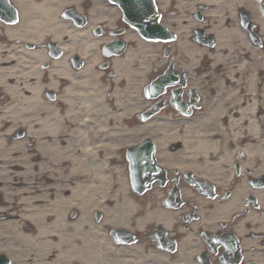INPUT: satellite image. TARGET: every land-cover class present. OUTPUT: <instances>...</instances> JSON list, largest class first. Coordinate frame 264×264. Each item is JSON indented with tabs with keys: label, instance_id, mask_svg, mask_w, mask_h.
<instances>
[{
	"label": "bare ground",
	"instance_id": "obj_1",
	"mask_svg": "<svg viewBox=\"0 0 264 264\" xmlns=\"http://www.w3.org/2000/svg\"><path fill=\"white\" fill-rule=\"evenodd\" d=\"M14 1L19 8L20 21L14 26L4 27L7 36L33 42H40L43 36L59 39L60 33L69 26L67 22L59 20L57 11L68 3L77 6L81 3V0ZM201 1L210 3L212 0ZM96 2L91 8V13L95 15L99 13ZM111 16L114 17V14L111 13ZM180 31L178 54L174 62L176 66L187 69L186 87L203 90L215 81L213 95L207 96L203 92L204 108L194 115L180 114L179 110L172 109L160 113L152 121H137L132 127L122 125L133 122L135 113L150 106L151 101L144 96L142 89L165 66L162 43L144 41L134 30L127 31L125 37L133 42V46L112 61L116 77L112 79L115 99L111 110V105L103 96L107 89V84H103L106 77L101 75L98 65H94L97 61L95 58H91L77 73L65 64L67 56L56 60L53 65L55 72H52L47 86L34 73L21 69L20 63H1L0 86L11 94L12 99L10 102L0 101V252L9 255L11 264H72L74 258H81L85 251L83 225L89 210L98 206L96 198L105 191L104 186L108 182L100 171L101 162L94 160L93 152H88L91 143L101 139L113 141L118 136L127 144L144 136L154 137L157 154L161 155L160 162L175 161L182 170L196 172L208 169L207 166L216 160L213 155L219 154V140H225L230 130L234 141L244 134L255 140L260 139L259 145H246L245 152L254 156L244 164L254 167V173L263 170L264 47L252 49L253 44L243 39L242 45L248 49L251 60L248 62L246 58L237 62L235 52L238 49L229 53L221 49L224 44L230 48L233 42L228 31L224 34L214 31L216 45L212 48L188 42ZM82 43L73 41L79 46ZM91 45L86 43V51H95ZM205 53L212 56L210 69L213 76L206 78L207 75H202L197 79L194 72H205L197 70L196 66L198 58ZM29 54L31 59L44 58L41 50H31ZM219 62H227L226 69L218 66ZM247 67L252 71L248 76H241L240 73L243 74ZM223 72L229 77L228 81L220 80ZM64 75H68V78L77 76L79 88H83L86 95L79 96L80 90L75 93L74 86L69 84L56 101H45L41 93L43 86L44 90L57 88L55 78ZM32 76L36 79H31ZM87 120L90 125L84 129L82 125ZM111 122L113 127L107 125ZM224 123L228 126H224ZM20 124L27 129L25 138L11 133ZM103 125H107L104 127L110 129L109 133L100 131ZM88 128L97 131L90 134ZM121 130L123 133L126 131L127 135H123ZM33 137L37 140V150L42 155L48 153L51 156L49 161L43 159L38 163L29 157L31 155L25 150L28 149V140ZM8 138L10 141L6 142ZM170 144H180V149L171 151L168 148ZM76 147L80 148L81 153L75 154ZM15 151L19 156L10 158ZM220 159L225 160L223 157ZM46 167H51V171L45 173ZM208 172L209 179L218 180L221 176L218 172ZM246 181L243 178L227 203L213 206V213H203V223L212 226L222 218L219 214H229L239 208L241 198L250 189ZM116 191L112 197L121 205L120 208L125 204L131 205L121 177ZM253 192L264 206V188ZM183 194L189 196V190H184ZM199 200L205 202L202 198ZM75 206L80 207L79 215L70 219L67 214ZM201 207L205 209L203 205ZM246 221H255L264 226V220L260 221L254 212H249L238 224Z\"/></svg>",
	"mask_w": 264,
	"mask_h": 264
},
{
	"label": "flooded vegetation",
	"instance_id": "obj_2",
	"mask_svg": "<svg viewBox=\"0 0 264 264\" xmlns=\"http://www.w3.org/2000/svg\"><path fill=\"white\" fill-rule=\"evenodd\" d=\"M168 5L177 7L174 0H170ZM181 7L183 11L190 13L183 21L190 19L188 28L193 35L199 30L212 35L215 30L228 31L230 35H238L236 38L239 39L250 32H264V0H260V10L252 0H212L210 3L184 0ZM190 7L192 10H189ZM64 11L65 8L61 9L59 15ZM212 40L214 41L213 36ZM0 47L3 64L13 65L18 59L22 67H29L24 71L39 76L46 86L52 72H55L54 62L63 59L65 54L52 37L43 36L40 42L11 40L2 28ZM12 47L16 49L11 55L5 53ZM38 48H41L44 58L31 59L29 53L31 50H40ZM67 61H64L65 64L72 69L73 58L69 57ZM103 64L110 66L109 59L106 58ZM35 65H42L39 75L33 69ZM107 76L111 74L107 73ZM36 77L30 78L34 80ZM55 80L58 83L57 88L44 90L43 86L41 93L45 100L56 101L58 95H62L64 88L70 84L68 75L56 77ZM107 97L113 98L112 87L107 92ZM0 98L6 100L7 92L1 89ZM135 123L134 118L133 122H125L122 126L132 127ZM107 125L114 126L112 122ZM107 125L100 128L104 134L110 131L104 127ZM88 130L90 134L97 131L95 128ZM21 134L24 136L26 132L19 126L13 135ZM123 135L126 136L127 132ZM144 137L155 143L154 150L152 149L155 164L149 155L139 153L148 152L140 149L150 146L147 143L140 145ZM144 137L127 144L119 140L118 136L113 141L101 139L97 143H91L90 152H93L91 154L94 160L101 162L100 171L107 177L108 182L104 186L105 191L96 198L98 206L89 210L87 221L83 225L85 251L79 260L74 258L72 264H264V226L261 227L255 221L238 224L249 212H254L260 221L264 220V206L253 192L264 188V168L260 173H254V167L244 164V161L249 162L254 155L244 156L234 165L230 154L232 143L219 140V154L213 155L216 160L207 166L208 169L196 172L182 170L175 161L160 162L161 155L157 154L156 139L151 136ZM33 147L32 157L35 162L50 160L48 153L43 156L37 150L36 139H33ZM130 147L134 148L130 150ZM225 147L227 154L224 153ZM168 148L176 151L180 149V144H170ZM75 153H78V147ZM221 157L225 160L220 159ZM256 157L258 158L257 154ZM208 171L218 172L221 176L218 180L209 179L206 174ZM119 177L123 178L125 192L131 201V205L125 204L122 208L112 197L117 192ZM243 178H246V185L252 190L248 189L241 198L240 207L229 214H219L222 218L212 226L203 223V213H213V206L227 203ZM86 181L90 182L87 178ZM186 189L189 190V196L183 194ZM202 205L205 209H202ZM79 208L75 206L67 216L70 219L77 218Z\"/></svg>",
	"mask_w": 264,
	"mask_h": 264
},
{
	"label": "rangeland",
	"instance_id": "obj_3",
	"mask_svg": "<svg viewBox=\"0 0 264 264\" xmlns=\"http://www.w3.org/2000/svg\"><path fill=\"white\" fill-rule=\"evenodd\" d=\"M226 48V47H225ZM225 48H222L223 49V51H225ZM227 50V49H226ZM233 49H228L227 50V52L229 53V52H231ZM226 52V51H225ZM241 52V55L242 56H245L244 55V53H245V50L244 51H240ZM240 52H235V54H240ZM205 58H204V57ZM201 58H204V59H201ZM212 56L209 54V53H205L204 55H201V57L199 58V60H198V68H201L202 70H205V71H207L206 73H203L202 75H207V77L206 78H208V77H211V76H213V74H212V71H211V69H210V66H211V62H212ZM218 66H220V67H223L224 69H226V67H227V64H226V62H219L218 63ZM210 72V73H209ZM234 73H235V70L233 71ZM246 72V71H245ZM240 73V72H239ZM220 80L221 81H227L228 80V77H227V75H226V73H222L221 74V76H220ZM213 83H215V81H213L211 84H212V86H213ZM206 93H207V95H210L211 93H212V89H208V90H206ZM262 116V115H261ZM243 141H246V140H243ZM240 143H242V141L240 142ZM2 157V156H1ZM10 158H12L11 156H10ZM39 163V162H38ZM51 165V164H50ZM45 170V173H47L48 171H51V167H46V169H44ZM52 175H53V173H51Z\"/></svg>",
	"mask_w": 264,
	"mask_h": 264
}]
</instances>
